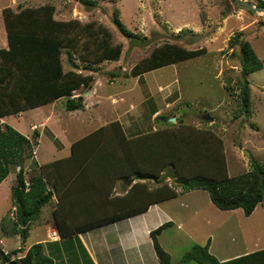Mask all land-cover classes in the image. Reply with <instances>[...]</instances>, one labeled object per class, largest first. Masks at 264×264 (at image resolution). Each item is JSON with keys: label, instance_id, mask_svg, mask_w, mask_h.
<instances>
[{"label": "rangeland", "instance_id": "obj_1", "mask_svg": "<svg viewBox=\"0 0 264 264\" xmlns=\"http://www.w3.org/2000/svg\"><path fill=\"white\" fill-rule=\"evenodd\" d=\"M89 1H93V4H82L79 0H0V48L6 47L7 44L2 10L9 7L17 11L20 8H36L43 5H52L55 8L54 18L57 20L76 19L80 22L95 21L102 24L111 33L112 43L122 45L118 61H104L94 66V72L83 70L85 64L76 55L63 52L61 58L65 71L73 69L82 75L93 76L91 90L81 91L74 96L81 97L84 109L66 111L64 100H61L0 119V128L9 125L29 139L34 131L38 132L39 129L43 132L41 138L39 136L37 139L38 144L32 151V158L24 163L26 178L38 170L31 166L32 163H48L57 153L55 148L61 145L59 138L48 137V132L44 131L43 122L48 117L57 121L51 123L55 129L60 127L62 136L64 134L61 128L66 131L67 139L72 138L71 134L75 130L77 133L74 138L96 128L98 126L96 118L101 120V124H105L120 117L121 122L130 124V129H127L130 136L137 132L151 133L160 128L172 127L173 124L177 126V122H171L170 117L177 118L186 127L211 130L221 139L229 176L248 173L251 169V159L264 163L263 14H252L235 4L234 0ZM247 1L255 5L254 0ZM114 12L118 13L121 23L133 33L134 37L126 38L119 33L112 23ZM182 29L186 32H180ZM239 32L250 42L263 63L260 71L245 77L249 84L252 110L248 118L236 116L240 110L238 81L244 79V75L241 72L239 48H230L228 44L229 40ZM163 43L177 44L186 50L204 49L205 53L197 58L154 70L142 76H129L132 67ZM159 116L169 117L168 121L172 125L157 119L154 121ZM203 116H209L212 121H205L202 119ZM51 123L49 120L48 126ZM83 124L85 129L81 128ZM56 132L60 134L59 131ZM58 153L55 157L64 154ZM213 165L218 164L210 158L197 165V168H186L185 175L193 178L197 174H203L204 177L210 178L217 168ZM19 169V166H11L8 176L0 184V225L7 221L4 226L7 234L0 231V240L7 250L14 247L27 248L33 242L32 236H27L25 242L21 237L13 240L16 235L14 236L10 231V214L15 209L10 193ZM173 170L168 169L164 175ZM192 180L190 179L189 182ZM164 181L169 183L173 180L165 176ZM174 183L180 184L177 181ZM193 191L195 192L179 196V201L169 200V204L166 205L168 209L175 211L174 214L179 219H183L185 212L188 218L194 208L215 207L211 204L207 192ZM181 203L186 204L182 215L181 210L178 209ZM262 204L264 205V197ZM261 207L263 206L258 205L250 219L236 217L235 221L241 226L240 230L244 234L248 233L245 243L240 242L243 247L246 245L251 248L255 244H257L256 248L264 246V215ZM41 210L36 219L38 223L44 221L48 208L42 207ZM196 224H199L198 220ZM196 224L190 229L191 239H184L183 232L179 233L173 242L172 229L167 230L160 237L159 242L170 250L173 247L169 242H173L175 251L172 254L176 264L194 244L202 242L199 239L200 235L207 234L208 229L205 230V227H201L200 231L195 230ZM251 228L254 231L250 230ZM230 244L233 247L229 248V255L239 250L234 248L235 243ZM212 252L218 254L216 248Z\"/></svg>", "mask_w": 264, "mask_h": 264}, {"label": "trees", "instance_id": "obj_2", "mask_svg": "<svg viewBox=\"0 0 264 264\" xmlns=\"http://www.w3.org/2000/svg\"><path fill=\"white\" fill-rule=\"evenodd\" d=\"M254 1L255 6L264 7L263 0ZM79 2L93 4V1L89 0ZM54 12L55 8L52 5L20 8L17 11L9 7L2 10L7 44L6 47L0 48V119L61 100H64L66 111L84 109L81 97L74 96L81 91L91 90L93 76L82 75L73 69L65 71L61 58L63 52L76 55L85 64L83 70L89 72H94V66L104 61L119 60L122 45L112 43V35L105 26L95 21L57 20L54 18ZM112 23L122 36L134 37L133 33L123 26L117 12L112 15ZM180 32L186 31L182 29ZM228 44L230 48H239L241 72L244 75V79L238 81L240 110L236 116L248 118L252 110L249 84L245 77L260 71L263 63L250 42L243 38L242 33H236ZM204 53V49L186 50L177 44L163 43L132 67L129 76H142L197 58ZM156 119L171 124L168 121L169 117L159 116L154 121ZM175 121L177 126L173 124L172 127L160 128L130 139L126 138L118 121H111L75 141L67 157L41 165L39 168L37 163H32L31 166L38 170L27 178L24 163L32 158V151L38 144L39 133L34 131L29 139L11 126L3 125L0 128V184L8 176L11 166L20 167L10 193L15 207L11 234H18L24 241L30 223L39 217L42 207L57 194V186L51 180V167L55 168L58 163L69 162L76 165L69 166L71 172L81 173L85 168L83 166L85 161L90 159L124 160L128 162V169L124 170L134 173L137 178L158 184L153 187L141 185L147 201L139 208L103 217L80 229L94 228L139 214L146 211L151 204L171 200L179 193L193 190L207 192L211 203L219 210L241 209L245 216L251 215L256 206L263 201L264 163L251 159V169L248 173L229 177L221 139L211 130L186 127L177 118ZM210 158L218 164L213 165L217 167L213 171V176L208 178L203 174H197L191 178L185 175L186 168H197V165ZM168 169H174L177 174V179L172 182L177 181L180 184L162 182V172L166 173ZM261 175L263 182L258 187ZM190 179L193 180L189 182ZM177 188H180L179 192ZM52 216L61 236L66 237L77 232V228L74 227L68 231L63 230L61 223L65 221L58 210H55ZM168 224L170 223H165L150 232L159 264H170V255L161 247L158 240L159 234ZM3 232L7 234L5 229ZM23 251L20 247L4 254L0 247V264H53L39 243L30 246L24 254ZM179 264H264V248L219 262L207 247L194 245L181 256Z\"/></svg>", "mask_w": 264, "mask_h": 264}, {"label": "crops", "instance_id": "obj_3", "mask_svg": "<svg viewBox=\"0 0 264 264\" xmlns=\"http://www.w3.org/2000/svg\"><path fill=\"white\" fill-rule=\"evenodd\" d=\"M48 119L50 123L56 121L52 117L46 118L43 122L44 131L48 132V137L51 136L53 139L55 137V139L59 138L61 140V145L55 148L57 152L55 156L59 154L58 152H63L64 154L60 157L54 156L51 161L45 164L67 157L70 154L71 145L75 141L107 124V122L101 124V120L96 118V123L98 124L96 128L74 138L77 133V130H75L71 134L72 138L67 139L66 131L63 128L61 129L64 136H62L60 127L55 129L52 123L48 126ZM112 121H118L120 123L128 139L144 135V132H137L131 136L128 135L127 129H130V124L128 122H121L120 117ZM81 128L85 129L86 127L83 124ZM56 131H59L60 134ZM38 133L41 138L43 132H40L38 129ZM45 164L38 163L37 166L39 168V166ZM58 164L57 167L50 168L51 180L57 186V194H54L49 204L44 206L48 208L44 221L41 223H38L36 220L31 222L27 235L33 237V242L30 246L37 243L41 244L45 254L52 259L53 264H159L150 232L165 223H170L159 234V241L160 237L169 229L173 230L171 234L174 238L173 242L178 234L183 232L185 234L184 239H191L190 229L196 224V220L199 221V224H196L197 228L195 230L200 231L201 227H205L204 229H208V231L206 232L207 234L199 236V239L202 240V242L199 241L201 244L197 242L198 244L194 245L207 247L213 256L215 254L212 251L216 248L218 254L215 255V258L219 262L228 261L264 248V246L256 248L255 246L257 244L252 247L250 246L251 248L246 245V248L243 247L240 242L243 241L245 243L248 238L246 236L248 233L244 234L240 230L241 226L239 223L235 221L238 216H242L240 219H250L258 208V205L263 206L261 208L264 215L263 201L256 206L253 213L249 216H245L241 209L222 211L214 207L213 209L194 208L192 215L188 214V218H186L187 212H185L183 219H179L174 214L175 211L168 209L166 206L170 201H179V196L182 194L187 195L195 191L179 193L176 198L170 201L167 200L158 204H151L146 211L127 218L94 228L80 229L103 217L105 218L110 215L122 213L123 211L126 212L139 208L147 201L146 194H144L145 191L142 187L143 184H146L148 187H153L158 182L152 183L150 180L137 178L134 176V173L132 174L128 170H124V168L128 169V162L124 160L90 159L85 161L83 165L85 168L81 173L71 172L69 170V166H76L74 163L63 162ZM227 175L229 176L228 173ZM164 180L165 175L162 172V182H166ZM172 183L173 185H177V183L172 181L168 184ZM177 191L179 192L180 188ZM123 197L124 199H122ZM185 206L186 204H179L180 208L178 209L181 210V215ZM55 210H58L64 217L65 222L61 223L63 230L68 231L74 227L77 228V232L70 236H61L52 216ZM13 213L11 212L10 214L11 221L14 220ZM5 222L0 225V231L2 233H4ZM250 230H253V228ZM53 231L57 232L55 237H51ZM16 237H19L18 234L13 240ZM173 242H169V245L173 247L172 250L164 247L159 242L161 247L170 255V264H176L172 254L175 251ZM230 243H235L234 248H239V250L231 255L228 254L233 247ZM0 244V247L6 251L19 248L14 247L7 250L2 246V240H0ZM30 246L27 248L22 247L24 250L22 254ZM177 264L179 263L177 262Z\"/></svg>", "mask_w": 264, "mask_h": 264}, {"label": "water", "instance_id": "obj_4", "mask_svg": "<svg viewBox=\"0 0 264 264\" xmlns=\"http://www.w3.org/2000/svg\"><path fill=\"white\" fill-rule=\"evenodd\" d=\"M234 2H235V4L243 7L244 9H246L247 11H249L252 14H263V16H264V7H262V6H255L251 3H249L247 0H234ZM202 119H204L205 121H212V118H210L209 116H203ZM170 120H171V122H174L175 118H171ZM165 176H166V178H169L170 180L177 179L176 174L172 171H169V173L166 174ZM262 182H263V176L261 175L258 187H260Z\"/></svg>", "mask_w": 264, "mask_h": 264}, {"label": "built area", "instance_id": "obj_5", "mask_svg": "<svg viewBox=\"0 0 264 264\" xmlns=\"http://www.w3.org/2000/svg\"><path fill=\"white\" fill-rule=\"evenodd\" d=\"M34 128V127H33ZM57 235V232L56 231H53L52 233H51V237H55ZM2 249V248H1ZM2 251H3V253L4 254H7V251L6 250H3L2 249Z\"/></svg>", "mask_w": 264, "mask_h": 264}, {"label": "clouds", "instance_id": "obj_6", "mask_svg": "<svg viewBox=\"0 0 264 264\" xmlns=\"http://www.w3.org/2000/svg\"><path fill=\"white\" fill-rule=\"evenodd\" d=\"M12 212H14V211H12Z\"/></svg>", "mask_w": 264, "mask_h": 264}]
</instances>
